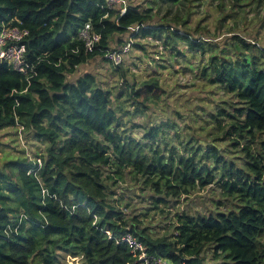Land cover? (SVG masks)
I'll return each mask as SVG.
<instances>
[{
	"label": "trees",
	"instance_id": "16d2710c",
	"mask_svg": "<svg viewBox=\"0 0 264 264\" xmlns=\"http://www.w3.org/2000/svg\"><path fill=\"white\" fill-rule=\"evenodd\" d=\"M187 1L159 0L146 9L129 4L119 14L104 0H0V27L12 21L29 32L26 73L0 60V130H30L44 147L36 152L40 167L24 154L6 156L0 165V264H59L58 251L81 255L84 264H134L136 256L117 242L127 232L149 255L171 263L264 264L263 57L248 59L245 40L242 46L233 45L235 58L209 53L204 39L178 27L185 23L179 8L185 16ZM162 3L169 8L166 13ZM164 16L175 23L163 25L158 19ZM153 20L155 27L150 25ZM85 23L100 35L92 51L79 38ZM166 27L179 39L174 46L169 45L173 37L164 38ZM153 30L160 36L151 38L168 52L180 56L185 45L191 54H207L208 61L192 63L199 82L225 88L238 102L231 111L223 107L205 113L210 120L204 118L198 129H206V140L195 142V128L170 116L151 117L146 123L120 120L114 100L123 89L113 95L111 85L94 74H78L80 65L105 58L113 46L121 45V33L127 31L132 46L141 51L147 45L141 39ZM112 66L120 78L126 75L122 63ZM185 71L192 70L185 66ZM126 87L136 114L149 110V102L160 101L165 92L156 78L145 79L144 89ZM221 132L220 145L216 141ZM241 139L249 143L237 162L228 156L227 146L239 145ZM252 144L259 147L253 150ZM127 178L150 191L153 211L163 212L159 205L167 200L179 204V199L207 187L224 200L206 212L197 203L185 202L174 214L175 232L154 233L115 207L108 179L117 183Z\"/></svg>",
	"mask_w": 264,
	"mask_h": 264
},
{
	"label": "rangeland",
	"instance_id": "374dc122",
	"mask_svg": "<svg viewBox=\"0 0 264 264\" xmlns=\"http://www.w3.org/2000/svg\"><path fill=\"white\" fill-rule=\"evenodd\" d=\"M158 1L128 0V4L138 5L140 8L146 9L152 8ZM186 7L187 11H183L187 12L185 16H183L184 13L179 8L181 23L183 21L185 23L179 24L178 27L190 32L189 34H193L195 38L204 39L206 41L205 46H208L210 50L209 53L219 56V59L228 57V55L235 58L238 50L234 49L233 45L237 43L241 45L242 40H245L249 43V52L246 54V57L251 59L252 55L259 56L260 54L264 62L263 1L261 4H258V0H241L239 2L232 0H188ZM162 8L164 13L169 9L165 3H162ZM160 9L158 7L157 11ZM188 16L189 21L186 20ZM158 20L163 21V25L167 27L170 21L175 23L168 16H164V19L160 18ZM155 24L154 20L150 22L151 26L155 27ZM167 27L164 30L166 32L164 38H166L167 34L173 37L169 40V45L174 46L175 41L179 39L177 37L174 38L172 32ZM149 34L145 39H141L140 35L135 38L136 40H143L142 44L147 42V45L141 51L131 46L130 51L124 56L122 61L123 70L126 75H121V78L115 73L116 69L112 66L113 64L111 63V65L110 62L101 56H97L90 59L87 63L80 65L78 67V74L87 72L94 74L98 80H103L104 85H111L114 90L113 95H116L115 92L118 88L123 89V95L114 100L118 109L121 110L119 112L120 120L146 123L150 121L151 117L155 120H160L170 116L179 125L186 123V125L195 128L191 132L195 142L196 140H206V129H198L200 125L204 124V120L208 118L205 113L213 112L223 107L231 111L234 106H238V102L230 97L225 88L205 86L199 82L200 73L194 69L195 67L192 63L199 60L202 62L208 61L207 54L205 56L198 53L191 54L187 51L188 49H192H186L185 45H182L181 47L185 51L180 56H177L179 54H176L175 51L168 52L160 41L151 38L154 35L160 36L159 30L150 31ZM120 36L125 41L130 40L127 31L121 33ZM183 42L189 43L187 39ZM116 47L113 46L112 48ZM194 49L198 50L199 53L201 52L198 47ZM185 66L192 71H185ZM148 78H156L164 87L165 92L160 95V101L153 99V103L149 102V110H138L136 114L134 113V105L127 100L128 96H126V93L128 92V88L126 86L127 84H132L136 89H144L141 87L142 82ZM118 91L121 92V89ZM143 93L142 91L141 94ZM116 105L113 103L114 107ZM176 129L179 133L183 131L180 127H176ZM32 134V131L22 130L20 127L0 130V165H2L5 158L7 160L6 156L10 157L16 154L18 156L24 154L34 163L37 160L36 152H44V147L39 140L32 138ZM218 134L220 137H218L216 143L221 145L223 142V137H221L222 132ZM207 140L211 141V137ZM241 140L239 145L235 146L232 145V140H229L232 146H227L228 156L237 162L242 157L241 148L244 144L249 143L247 139ZM258 147L259 145L252 144L253 150ZM128 180L129 178L112 183V180L108 179L109 183L112 184V192L115 194V207L120 212H123L126 219H128L127 215L130 214L132 219L139 220L141 227H145L154 233H174V214L182 209V204L185 202L190 204L197 203L203 208L202 211L206 212L215 210L217 200H224L219 193H215L211 190V187H207L196 195L179 199L177 202L179 204H176L172 199L167 200V203L159 205L164 210L163 212L160 209L153 211L151 208L154 204L151 198L149 199L150 191L142 190L139 183L134 184ZM105 232L110 236L108 230H105ZM208 258L209 256H207V260ZM58 259L59 264H84L83 256L63 251H58Z\"/></svg>",
	"mask_w": 264,
	"mask_h": 264
},
{
	"label": "built area",
	"instance_id": "2783aa9c",
	"mask_svg": "<svg viewBox=\"0 0 264 264\" xmlns=\"http://www.w3.org/2000/svg\"><path fill=\"white\" fill-rule=\"evenodd\" d=\"M104 2L108 7L118 10L119 14H123L129 5L128 0H104ZM11 22L2 24L0 27V60L6 61L18 72L26 73L28 63L25 58V41L29 32L27 29L20 28L17 24ZM130 29L136 30L137 27H131ZM79 38L84 42L86 51H92L99 42L100 35L93 30L90 23H85L79 30ZM131 46L132 41L128 40L116 48L110 49L105 54V58H108L112 64H120L124 56L130 51ZM37 163L38 165L41 164L40 159H37ZM117 242L126 245L136 256L134 264H185L184 262L171 263L164 258L149 255L146 246L130 232L120 235Z\"/></svg>",
	"mask_w": 264,
	"mask_h": 264
},
{
	"label": "clouds",
	"instance_id": "9594fccd",
	"mask_svg": "<svg viewBox=\"0 0 264 264\" xmlns=\"http://www.w3.org/2000/svg\"><path fill=\"white\" fill-rule=\"evenodd\" d=\"M37 159H40V158H37ZM41 161V160H40ZM36 162H37V160H36ZM37 165H38V163H37ZM41 166V164L40 165H38V167H40ZM122 244V243H121ZM130 250V249H129Z\"/></svg>",
	"mask_w": 264,
	"mask_h": 264
},
{
	"label": "crops",
	"instance_id": "0c3cea01",
	"mask_svg": "<svg viewBox=\"0 0 264 264\" xmlns=\"http://www.w3.org/2000/svg\"><path fill=\"white\" fill-rule=\"evenodd\" d=\"M124 41L121 43V44H123V43H125L126 41H125V39H123ZM119 46V45H118Z\"/></svg>",
	"mask_w": 264,
	"mask_h": 264
}]
</instances>
